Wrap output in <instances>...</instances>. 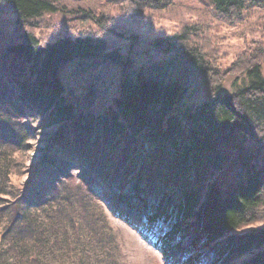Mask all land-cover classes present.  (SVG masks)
I'll use <instances>...</instances> for the list:
<instances>
[{"label": "trees", "instance_id": "obj_1", "mask_svg": "<svg viewBox=\"0 0 264 264\" xmlns=\"http://www.w3.org/2000/svg\"><path fill=\"white\" fill-rule=\"evenodd\" d=\"M59 1L0 0V264H124L110 215L170 264H264V42L233 67L246 86L222 94L203 26L147 38L91 17L103 34L42 41L35 21ZM210 2L230 21L264 9ZM131 184L135 222L117 206Z\"/></svg>", "mask_w": 264, "mask_h": 264}, {"label": "rangeland", "instance_id": "obj_2", "mask_svg": "<svg viewBox=\"0 0 264 264\" xmlns=\"http://www.w3.org/2000/svg\"><path fill=\"white\" fill-rule=\"evenodd\" d=\"M58 5L57 12L45 14L35 21L41 26L36 29V33L42 41L58 37L65 31L70 34H103L91 17L115 19L121 28L128 26L135 29L134 32L139 30L147 38L156 34L174 33L186 24L203 26L204 38L207 36L212 48L218 52L217 68L223 77L220 90L222 94H232L238 88L246 86L248 78L241 71V62L238 63L239 68L233 67L240 58L257 55L259 44L264 42V9L256 6L245 10L241 19L230 21L214 10L210 0H172L164 8L144 10H135L126 4L108 0H60ZM262 70L264 75V62ZM36 124L37 122L33 125ZM29 143L31 149L27 154V163L30 164L41 156L42 144L37 140ZM72 173L77 175V170H72ZM28 177L29 175L20 176L17 182L24 183ZM127 190L128 193L122 199L124 201L119 200L117 206L135 222L140 217L135 206L138 196L143 194L135 189L134 184L129 185ZM129 198L130 203L127 204ZM110 218L124 264H170L168 258L171 257L148 241L126 218L117 219L112 215ZM193 239L194 234L186 237L182 248H186ZM178 251L180 250L172 249L170 255L176 257Z\"/></svg>", "mask_w": 264, "mask_h": 264}]
</instances>
